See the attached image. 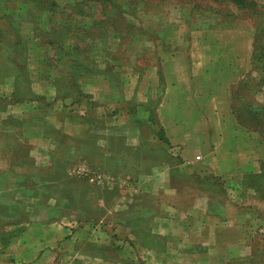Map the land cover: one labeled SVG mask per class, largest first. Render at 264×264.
<instances>
[{"label": "rangeland", "instance_id": "rangeland-1", "mask_svg": "<svg viewBox=\"0 0 264 264\" xmlns=\"http://www.w3.org/2000/svg\"><path fill=\"white\" fill-rule=\"evenodd\" d=\"M247 1L0 0V264H264Z\"/></svg>", "mask_w": 264, "mask_h": 264}, {"label": "trees", "instance_id": "trees-1", "mask_svg": "<svg viewBox=\"0 0 264 264\" xmlns=\"http://www.w3.org/2000/svg\"><path fill=\"white\" fill-rule=\"evenodd\" d=\"M23 2H32L33 0H21ZM228 2L232 3L233 5L238 6V8H244L247 7L248 5L252 4L250 1H245V0H227ZM38 3L45 4V0H38ZM254 61L258 66L261 68L262 71H264V53H256L254 55Z\"/></svg>", "mask_w": 264, "mask_h": 264}]
</instances>
